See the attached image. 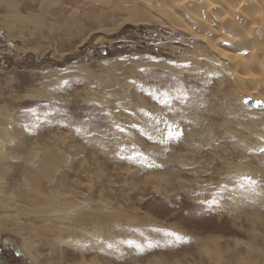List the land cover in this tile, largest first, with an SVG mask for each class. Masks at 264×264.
I'll use <instances>...</instances> for the list:
<instances>
[{
  "label": "rangeland",
  "instance_id": "obj_1",
  "mask_svg": "<svg viewBox=\"0 0 264 264\" xmlns=\"http://www.w3.org/2000/svg\"><path fill=\"white\" fill-rule=\"evenodd\" d=\"M226 2L231 1L224 5ZM164 5H177V0H0V94L6 99L0 101V107L13 112V135L17 138L9 142L6 154L14 156L8 159V170L17 178L33 143L52 147L56 141L55 157L49 164L58 167L60 173L52 187L62 194L59 188L64 189L63 181L72 190L70 199L76 202L78 212L74 226L89 227L84 216L91 212L109 217L91 223L88 246L83 250L79 243L64 242L68 236L65 232L44 230L58 223L73 227L71 221L54 216L39 218L30 208L20 213L19 199L13 203L6 200L0 202V240L7 242L6 251H12V245L30 264H221L227 257L233 264L236 252H248L245 245L250 247V234L256 230L259 239L255 245L260 252L264 250V205L236 214L217 207L229 199L221 192L226 186L221 180L229 179L226 174H259L264 165V89H258L264 81V68L256 59L252 67H242L248 63L246 57L230 62L238 64L240 73L250 68L263 74L260 82L239 81L227 66L210 60H217L218 53L210 50L207 37H215L211 33L216 31L198 23L201 17L210 18L214 28L225 32L220 27V13L211 10L204 14L194 6L178 12L195 26L200 38L195 31L173 25V18L161 13ZM38 16L43 24L29 21ZM201 32L208 33L207 37L202 39ZM256 44L263 49L264 40L258 39ZM197 54L201 61L195 65ZM129 84L134 100L123 104L119 94L127 91ZM150 109L168 117L170 131L161 120L153 121L147 111ZM232 109L237 112L232 113ZM111 110L117 115L115 123H111ZM125 110L134 111V115ZM6 115L1 113L0 125L8 121ZM204 117L211 122L206 121L207 127L194 126L193 122L200 123ZM116 123L122 132L123 126L136 125L137 137L150 147L157 145L159 133H165L158 131L164 127L170 135L158 149L162 156L181 152L185 157L190 154L187 144L191 130L203 134L205 138H197L202 148L193 153V161H205L199 170L207 172L197 174L193 165L179 167L174 159L170 168L157 167L160 159L154 156L159 154L153 156L148 146L139 159L151 155L149 164L141 161V165H132L121 160L118 152L122 147L117 142L121 131L115 128ZM147 125L153 128L149 130ZM123 134L124 144H135L133 133ZM206 137L220 148H213V152L203 146ZM0 138L6 137L2 134ZM232 143H237L239 152L231 148ZM242 146L249 149L241 151ZM27 165L25 162V169ZM169 169L179 172L176 177L184 188L179 190L177 179L172 177L167 190L157 191L159 179L170 177ZM218 181L221 183L216 186L213 182ZM88 185L94 187L93 195ZM213 186L218 190L212 191ZM188 188L195 192H186ZM127 211H131L129 218L122 214ZM148 218L155 222L153 226L146 224ZM129 220L141 225L126 229ZM121 225L126 230L120 228L118 237L116 230ZM103 232L125 239L110 243ZM96 243L116 247L113 252L101 250ZM90 246L94 249L87 250Z\"/></svg>",
  "mask_w": 264,
  "mask_h": 264
},
{
  "label": "bare ground",
  "instance_id": "obj_2",
  "mask_svg": "<svg viewBox=\"0 0 264 264\" xmlns=\"http://www.w3.org/2000/svg\"><path fill=\"white\" fill-rule=\"evenodd\" d=\"M145 1L150 2L152 0H145ZM225 1H227V0H221L219 2H215L213 0H177V5H171V6L164 5L161 9V13H163L167 17L169 16L170 18H173L172 19L173 25H179L182 28H187L191 32L195 31L197 33L195 35H198L199 32L197 31L195 26L193 24H191L189 21L185 20L182 17V15L179 14L178 12L181 13V9L183 11L187 12L193 6H194V8H198L204 14H210L211 10H216V13H220V17H219V21L221 23L220 27L225 29V32L222 29L219 30L217 28H214L213 24H212L213 22L210 18L201 17L198 19V23L200 26H203V27L210 29L211 32H212V30L214 32L216 31V33L210 32L213 35L215 34V37H213L212 35H211V37H207L208 33L201 32L202 33V39L207 37L208 42H209L210 47H211L210 50L211 49H212V51L215 50L218 53V55H217L218 57L216 58L217 60L212 59L213 57L210 58V60L213 62L220 63V64H222V66H227L226 69L231 71L233 73V75L236 76V78L238 77L239 81L245 80L244 82H246L249 79V80H254V81L258 80V82H260L261 81L260 77L263 75L262 73H264L263 70H262V73L259 74L257 71L248 68V69H246V73H240L238 71V68H239L238 64L233 65L230 62L237 60V59L242 60L243 57H246L248 60V63L247 64L243 63L244 65H242V67H246L247 65L252 67L253 61H255V59H256L258 61L259 65L262 68H264V46H262L263 49L259 50L258 49L259 46L256 44V41L258 39L264 40V0H230L231 2H229V3L226 2V4L224 5ZM223 8H225V9L223 10ZM226 8L228 10L230 9V11H228ZM190 20H191V17H190ZM29 21L34 23V24H40V25L43 24V21L41 20V16L32 17V18H30ZM4 23L6 25H8L7 19L4 21ZM9 29H10V27L8 28V31H9ZM197 37H200V36L198 35ZM227 46L236 49V51H231L230 49H227ZM198 49H200V48L198 47ZM260 53L262 54V56L258 60L257 56ZM262 57H263V59H262ZM193 60H194L193 63L196 65V61H198V62H199V60L201 61V58L198 57V54H197V55H195ZM241 83L242 82H240V84ZM131 85L132 84H129L127 91L124 90L122 92V94H119V99L123 104L128 102V101H131V99L134 100L133 94H131L132 90H130ZM261 87L264 89V81H261L259 83L258 89H260ZM53 88L58 90V88H56V87H53ZM253 89H255V88H253ZM0 95H1L0 101H2V102L5 101L6 99L3 100V98H4L3 95L2 94H0ZM43 95H48V94L43 93ZM253 95H254V97H256V99L259 100V98H258L259 96L257 94H255L253 92ZM262 101L264 102L263 99H262ZM233 108L237 109L236 107H233ZM235 109H232L231 112L236 113L237 110H235ZM0 110H1L0 115H1V113H5V114H7L6 118H9L8 121H6L2 125H0V135L4 134L6 138L7 137L11 138L9 141H4L6 138L5 139L0 138V202H1V204H4V202L6 200L8 202L10 201V203H13L15 199H19L17 205H18L20 213H23L30 208L34 212V215L38 216L39 218L42 217L44 219H47V218L54 216L58 220H69V221H71L73 227L62 226L60 223H58L57 225L54 226V228H48V229L46 228L44 230H47L48 233H51V234H58V233L64 234V232H65V234H67L68 236H67V238H65L63 240L64 242H68L69 244L70 243H79L80 244L79 247L83 248V250H86V248L88 246V242H89V238H88L89 233L87 231L90 230L89 227H93V226H91V223H101V221H105L109 217L107 216L106 213H103L106 217L105 218V217L99 216L98 214L93 213V212H91L88 215H86V212H83V214L86 215V216H84V219L86 220V222H88V224L90 226L89 227H83L80 229L76 228L74 226L78 212L76 211L77 209L75 207V206H77L76 202L74 200L70 199V196L73 195L72 190L69 189L68 185L63 181L61 182V184H62V187L64 189L58 187L62 194L55 191L54 188L52 187V184H53V181L55 180V177H57V175L60 173V170L58 167H53V166H51V164H49L51 162L52 158L55 157L54 156V153H55L54 152V145H55L56 141H53L52 147L42 146V144H37V143L34 144L33 143L27 149V150H29L28 154H27L28 157L26 159H23V162L21 163L22 164V167L20 169L21 172L19 170H17V173L20 172V174H16L17 178H13L11 175V171L8 170V166H10L8 159L13 158L14 155L8 156L6 153L9 152V150H10L9 149V142L17 139L13 135V133H14L13 132L14 117H13V112H9L6 109V106H5V110H3L2 107H0ZM125 111L130 112V115H134V111H132V110H125ZM147 111H149L151 113V117L153 118L154 122H158L157 119H159V120H161V122H164L166 125H168L166 123V121H167L166 119H168L167 116L164 117V115H162V117H161L160 116L161 114L153 111V109H150ZM243 112H245V111L243 110ZM111 113H112V115L110 117L113 120L111 123H115L117 121L116 120L117 115L114 114L112 112V110H111ZM206 114H207V112H206ZM208 117H209V115H208ZM203 119H204V121H202L200 123L193 122L194 126H197V124L200 126V124H201V125H205L207 127V122L209 123L210 120H208L205 117ZM205 119H207V120H205ZM141 124H142V122H141ZM173 125L177 126L175 123ZM135 126L136 125H132V126L131 125H125V126H123L124 127V130H123L124 133L126 132L128 135L129 134L131 135L133 133L132 139L135 140V142H134L135 144L130 145V147H129L128 143H127L128 146L123 143L122 136L124 134L120 130L121 126L119 125V123H116L115 128H117V130L121 131V133L118 132L121 136V139H118L117 142H118V144H120V147H122V150L118 149L119 150L118 153L120 155L121 160L124 159L125 161H128V163L132 164V165H141V164H139L141 161H145L146 163H148L151 159V155H149L147 159L146 158H143L142 160L139 159L140 155H144V151H145L144 148H146L148 145L146 144L145 141L142 142V140H139V138L136 135V130L134 129ZM153 126L156 128L157 124H153ZM146 128L147 129L149 128V130H151L153 127H152V125H147ZM187 128H189V130L191 129L190 127H187ZM170 129H171V126L168 125L167 131H170ZM210 130H211V126H210ZM161 131H164L165 133H159V137L156 139V140H158L157 145L155 147L148 146V148L150 150H152V155L153 154H159L158 149L161 148L165 144V137H168L170 135V133H166V131L164 130V127H162L158 132H161ZM237 135L239 136V134H237ZM237 135H235V136H237ZM116 137H115V139H116ZM199 137H201V139H202L204 137V135L201 133L197 134L191 130L189 137H188L190 139V141L187 144V148H190V154L186 155L185 157H182L181 152L178 154L172 153L170 155H164V156H162L161 154H159V156L153 155L154 157L160 159V161L157 163L156 166L157 167L163 166L166 168H170L172 165L171 161H173V159H174V162L176 164L178 163L179 165L178 164L177 165L179 167H182L183 165H193L194 167L192 169L196 170L195 173L196 172H198L197 174H200V172H201V174L206 173L207 171L204 172V171L199 170V168L205 163V161H198V162L193 161L195 158L193 153L199 151L202 148V147L198 146L199 144H197V143H200V142H198L200 140H197V138H199ZM169 139H170V137H169ZM240 139H241V137H240ZM185 141L187 142V139ZM216 144H217L216 141H214L213 139L211 140V138H209V137H206V140L204 141V143L202 145L210 147L213 151V148H220ZM232 144H233V146L230 145L231 148L233 147L235 149L234 150L235 152L236 151L239 152L240 148L238 147L237 143H232ZM23 146H25V145H23ZM246 146H244V147L242 146L241 151L243 149L248 150L249 148H252L250 146H247V147H249V148H247ZM85 152L88 153L89 151L85 150ZM93 155H94V153L91 154V156H93ZM187 156H189V157L186 159ZM190 156H191L192 160L190 159ZM25 162H27V164H28L26 169H25V166H23L25 164ZM152 163H153V160H152ZM176 164H174V166H177ZM263 166L264 165H262V167ZM262 167H260V169L258 170L260 172L259 174H254L253 172H251V173L246 172L243 175H238V176H233V174H229V173L226 174L225 177H227L229 179L228 180H226V179L221 180V181L225 180L224 182L226 183V186L222 189L224 191L221 190V192H226V195L229 197V199L225 200L224 203L222 202L223 204H220L221 206L219 204H217L218 202L216 203L213 201L212 203L217 204L218 209L223 208V209H226L230 213H231V211H233V214H236L239 212H242V213L248 212V211H251L250 209L259 208L260 205L263 206L264 205V186H262L261 183L262 182L264 183V169H263L264 167L263 168ZM15 171H16V169H15ZM168 172L170 175L169 178H166V179L160 178L159 179L160 183L156 182L157 183L156 184L157 191H161L163 189L167 190L168 186H170V184H171L172 177L177 179V188L178 189L184 188L185 184L183 183V181L182 180L178 181V178L176 177V174L179 172L176 170L172 171L171 169H169ZM221 181H218L216 183L213 182V183L217 186L221 183ZM18 183L20 185L17 186ZM88 186H90V189L92 190V192H90V194L93 195L94 187L92 185H88ZM188 189L186 190V192L187 191L188 192L192 191L193 193L195 192V190H193V188H188ZM217 190H218V188L214 187L212 191H217ZM183 191H184V189H183ZM212 191L210 193H211V195L214 196L215 193ZM199 192L201 193V191H199ZM64 194H65V196H64ZM199 196L200 195H198V197ZM223 197H224V193H223ZM194 198H196V197H194ZM211 198L213 199V197H211ZM42 202H44V203L41 204ZM97 202H99V200ZM25 203H27V205H25ZM86 203L90 204L89 202H85V204ZM90 207H91V205H90ZM130 212L131 211H127V212H123L122 214H125L126 218H129L131 216ZM19 216L20 215H18V217ZM134 218H139V217H138V215H135ZM261 222L264 224V220H262ZM127 223H129L128 224L129 226L127 228L125 225H121V226L117 227L116 232H117L118 237L120 236L118 234L120 228L123 229V230L121 229L122 231H125L126 229H129V228L133 229L136 226L141 225L140 223L134 222L133 220H129ZM154 223L155 222H153L152 219L148 218L146 224L153 226ZM160 226H162V225H160ZM163 227L168 228L167 226H163ZM260 227H261V225H260ZM136 229H137V227H136ZM173 229H175V228H173ZM175 230L179 231L180 229H175ZM164 231H165V229H164ZM257 231L258 230L253 231V232H251L252 234H250V237L253 238V240L251 241L252 244L250 243V247L246 246L247 244L245 245V247H247L248 252L246 254H243V255H241L240 252H236L235 257H233V264H260V261L264 260V250L262 252H260L259 248L255 245V241H257L259 239V237L256 236ZM96 233H100L99 230H96ZM103 233H105V232H103ZM129 233H130V231H129ZM105 234L107 235L106 237H109L110 243H116V240L125 239V237H122V236L120 238H117L114 235V233H112V232L105 233ZM261 234H263V233L261 232ZM77 235H78V237H76ZM96 235L100 236L101 234H96ZM183 235H185V234H183ZM185 236L189 237V234L185 235ZM262 236H264V234ZM68 237H70V238H68ZM131 238L132 237H130V239ZM79 239H81V242L78 241ZM97 239L100 240L99 237H97ZM126 240H127V238H126ZM132 242H131V244H132ZM49 244L55 245L57 243L50 242ZM96 245H99L98 247L101 250H112V252H113L114 248L116 247V244H112L108 247H105L104 243H96ZM119 246H120V244H119ZM93 249H94V247L92 248L90 246V248H88L87 250H93ZM119 249L120 248H118V250ZM122 249H124V248H122ZM134 252H136V251H134ZM122 253H124V252H122ZM221 264H230L229 258L228 257L226 259L223 258V261Z\"/></svg>",
  "mask_w": 264,
  "mask_h": 264
},
{
  "label": "flooded vegetation",
  "instance_id": "obj_3",
  "mask_svg": "<svg viewBox=\"0 0 264 264\" xmlns=\"http://www.w3.org/2000/svg\"><path fill=\"white\" fill-rule=\"evenodd\" d=\"M6 241L0 240V263L1 264H30L27 259L24 258L21 250L15 249L10 243L12 251H6Z\"/></svg>",
  "mask_w": 264,
  "mask_h": 264
},
{
  "label": "water",
  "instance_id": "obj_4",
  "mask_svg": "<svg viewBox=\"0 0 264 264\" xmlns=\"http://www.w3.org/2000/svg\"><path fill=\"white\" fill-rule=\"evenodd\" d=\"M90 44H91V43H90ZM254 102H255V101H254ZM254 102L250 101V104H252V105H253V104H256L257 106H262V103H260V102H255V103H254Z\"/></svg>",
  "mask_w": 264,
  "mask_h": 264
},
{
  "label": "snow or ice",
  "instance_id": "obj_5",
  "mask_svg": "<svg viewBox=\"0 0 264 264\" xmlns=\"http://www.w3.org/2000/svg\"><path fill=\"white\" fill-rule=\"evenodd\" d=\"M262 151H264V149H262Z\"/></svg>",
  "mask_w": 264,
  "mask_h": 264
}]
</instances>
